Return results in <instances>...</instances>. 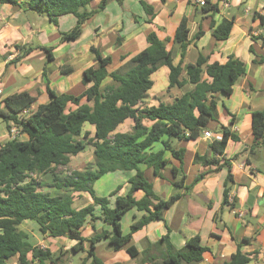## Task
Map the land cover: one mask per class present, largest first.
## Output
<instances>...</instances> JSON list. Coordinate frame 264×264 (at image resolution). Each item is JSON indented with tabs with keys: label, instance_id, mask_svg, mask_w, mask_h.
<instances>
[{
	"label": "trees",
	"instance_id": "16d2710c",
	"mask_svg": "<svg viewBox=\"0 0 264 264\" xmlns=\"http://www.w3.org/2000/svg\"><path fill=\"white\" fill-rule=\"evenodd\" d=\"M95 1H99L98 8L87 11ZM112 1L122 5L125 0H0V5L19 6L26 12L44 15L55 24L62 16H76L74 30L63 35V40L68 41L77 40L84 24ZM141 4L150 17L148 22L153 23L154 8L145 0H141ZM203 11L215 13L218 6L206 1ZM233 27V19H225L219 25L213 22V37L218 42L226 41ZM189 33L184 19L174 38L181 46L179 64L174 63L165 42L156 32H151L147 49L113 72L109 71L112 58L103 57L99 50L93 49L96 66L84 72L83 83L88 88L80 96L59 95L47 87L50 101L28 117L24 112L36 102L30 94L21 93L4 100L5 110H0V117L8 130L11 132L16 127L19 134L27 135L28 139L13 138L0 149V264H8L14 257H18L19 264L61 263V256L29 242L28 235L20 230L25 222L35 223L44 236L77 241L73 252L87 253L81 264H105L96 255V244L102 240L109 241L115 251L125 247L132 258H137L138 252L130 245L134 234L152 222L164 220L165 211L179 197L173 196L167 201L159 197L142 168L152 169L155 176L163 178L161 171L168 164L167 152L184 162L185 149H177L174 142L197 140L209 130L212 122L219 123L215 134L221 135V140L211 144L213 153L224 156L229 141H240L220 124L218 104L221 96L233 94L237 82L246 75V65L233 56L225 64L210 63L209 56L202 54L194 64L184 65L191 45ZM202 34L200 32L196 39ZM32 51L26 50L24 56ZM163 67L170 70L168 92L179 89L184 93L172 104L150 106L146 100L154 87L152 76ZM63 71L73 72L71 69ZM128 120L133 122L132 128L120 132L119 128ZM86 126L93 127L94 133L86 131ZM253 134L256 145L264 147V111L253 113ZM89 146L93 148L94 162L83 170L59 173L60 167L69 166ZM196 162L205 167L219 164V160L207 157H196ZM116 172H136L129 181L128 194L118 195L119 187L107 197L99 196L96 183ZM173 173L177 170L173 169ZM204 177L205 174L200 175L197 182ZM232 178L229 174L228 182H232ZM174 186L184 187L177 183ZM137 192L144 194L140 200L135 197ZM83 193L90 195L93 203L77 209L73 194ZM229 194L230 189H226V204ZM132 210L143 216L134 218L125 234L122 221ZM97 220L110 226L112 231L84 238V227ZM247 242L244 240V244ZM85 243L89 244L87 250ZM209 251L196 237L182 250L176 251L171 246L163 257H147L146 261L149 264H200ZM262 254L264 256V251ZM252 255L242 252L239 246L230 261L223 264H249Z\"/></svg>",
	"mask_w": 264,
	"mask_h": 264
},
{
	"label": "crops",
	"instance_id": "0c3cea01",
	"mask_svg": "<svg viewBox=\"0 0 264 264\" xmlns=\"http://www.w3.org/2000/svg\"><path fill=\"white\" fill-rule=\"evenodd\" d=\"M145 1L155 10L153 23L148 22L150 17L141 0H125L122 5L112 1L104 11L84 24L77 40L68 41L63 40V35L74 30L76 16H62L55 24L46 16L26 12L19 6L0 5V89L3 90L0 110H5L7 97L28 93L36 99L24 115L28 117L50 101L47 87L59 95H82L88 88L83 83L84 72L96 66L93 49L99 50L103 57L112 58L109 71L113 72L147 49V37L151 32H156L165 42L167 50L173 54L174 63L179 64L181 46L174 38L179 25L186 19L191 45L184 65L194 64L201 54L209 56L210 63L225 64L233 56L246 65V75L237 82L233 94L221 96L218 104L220 124L237 135L240 141H229L224 156L213 153L211 144L220 136L215 134L219 125L215 122L210 123L207 130L214 135L212 140L206 139L204 134L194 141L176 140L174 147L185 149L183 163L167 152L168 164L161 171L163 178L155 176L152 169L142 168L159 197L167 201L179 196L165 211L164 220L152 222L134 234L130 245L138 252L137 258H132L125 247L115 251L107 240L96 244V255L105 264H149L147 257L161 258L171 246L176 251L182 250L190 239L199 237L210 249L200 264L229 262L239 246L242 252L254 254L249 264H264V147L256 145L253 134V113L264 111V0H206L217 4L215 13H204L196 0ZM98 6L99 1H95L86 9L92 12ZM225 19H233L234 27L226 41L218 42L213 37L211 25L213 22L219 25ZM200 32L202 36L196 39ZM28 49L33 51L24 56ZM70 69L73 70L71 74L63 71ZM169 75L170 70L163 67L152 76L154 87L146 100L150 106L172 104L184 93L176 89L182 92L179 96L159 103L155 101L174 90L168 92ZM127 123L133 126L131 120ZM86 130L94 133L93 127L87 129L86 126ZM17 137L20 141L28 139L24 134ZM11 139V132L0 121V149ZM196 157L216 159L219 164L205 167L196 162ZM173 169L177 170L176 174ZM135 174L116 172L106 175L113 176V187L108 196L119 187L118 195H127L129 181ZM202 174L205 177L197 182ZM229 174L233 176L232 182H228ZM175 183L184 187H176ZM226 189H230L229 195H235V203H225ZM95 190L97 192V188ZM87 195L73 194L75 204L79 199L84 200L77 209L93 203ZM143 196V192L135 194L138 200ZM241 213L243 217H240ZM142 216L143 213L136 210L127 213L122 221L123 232L127 234L134 218ZM27 225L30 229L25 228ZM22 226L29 242L61 256L60 264H81L87 257L86 252H73L77 241L44 236L32 222H25ZM111 231L110 226L97 220L88 222L82 235L90 239ZM244 240L248 242L244 244ZM88 248L89 244L85 243V249ZM76 258L78 263L73 261ZM13 259L15 261L11 263ZM8 264H19L18 257L12 258Z\"/></svg>",
	"mask_w": 264,
	"mask_h": 264
},
{
	"label": "rangeland",
	"instance_id": "374dc122",
	"mask_svg": "<svg viewBox=\"0 0 264 264\" xmlns=\"http://www.w3.org/2000/svg\"><path fill=\"white\" fill-rule=\"evenodd\" d=\"M181 93H182L181 91L174 89L170 93H166L164 95L159 96L157 98V100H155V101L159 103L161 101L166 100L167 98H170V97L172 98V97H175V96H179ZM0 121H1L2 124H5L3 119L0 118ZM88 128H89V126H87V129ZM131 128H132V126L127 123L123 127H121L119 129V131H128ZM85 130H86V128H85ZM72 161H73V165H72L73 167L71 166V164L69 166H67V167H60L59 168V173L66 174V173H69L70 171H73L75 169L76 170L85 169L88 165H90L92 162H94L93 148L89 146L84 153H82L81 155H79L78 158H75ZM112 179H113V176H104L102 179H100L96 183L95 188H97V192L99 193L100 196H103V195L104 196H108L109 191H111L112 187H113ZM87 196H89V195H87ZM83 204H84V200L79 199L78 202L75 204V207L76 208H80V205H83ZM32 224L36 225L35 223H32ZM25 228L30 229V227H28V225ZM23 229H24V227L22 226L20 228V230H23ZM14 261H15V259H13L11 261V263L14 262ZM73 261L75 263H78V258L74 259Z\"/></svg>",
	"mask_w": 264,
	"mask_h": 264
},
{
	"label": "built area",
	"instance_id": "2783aa9c",
	"mask_svg": "<svg viewBox=\"0 0 264 264\" xmlns=\"http://www.w3.org/2000/svg\"><path fill=\"white\" fill-rule=\"evenodd\" d=\"M196 3H198L199 5H201L202 7L203 6H205L206 5V0H196ZM0 20H1V17H0ZM3 94V90L2 89H0V96ZM27 113V111H25L24 112V115ZM11 134H12V137L13 138H16L17 136H18V134H19V131H18V129L16 128V127H14L12 130H11ZM204 137L206 138V139H208V140H212V139H214V135L212 134V132H210V131H205L204 132ZM216 140H221V135L220 136H218L217 138H216ZM235 201V195H230L229 196V202L230 203H233ZM240 217H243V214L241 213L240 214Z\"/></svg>",
	"mask_w": 264,
	"mask_h": 264
}]
</instances>
